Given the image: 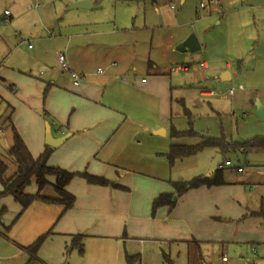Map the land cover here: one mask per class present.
<instances>
[{"label":"crops","instance_id":"crops-1","mask_svg":"<svg viewBox=\"0 0 264 264\" xmlns=\"http://www.w3.org/2000/svg\"><path fill=\"white\" fill-rule=\"evenodd\" d=\"M210 1L207 0L199 14L203 10L204 18L214 17L217 26L221 24L224 9L235 3L238 7L234 14L243 17L242 22L237 20L235 28L245 27L243 21L248 14L258 20L260 12H264V7L254 0H220L218 6ZM90 25L89 29L80 28L76 35L58 40L56 48L65 56L71 70L86 76L81 86H73L69 73L59 69L60 63L47 61L45 79H40L43 75L31 77L22 69L0 62V98L6 100L5 107L14 108L12 124L34 159L46 150V125L52 119L50 127L54 137H69L62 146L54 148L48 165L75 174L86 172L102 177L111 185H92L79 176L74 177L66 187V192L76 200L70 210L60 204L39 201L21 214V206L12 197L0 199V207L7 209L0 221V264H80L50 262L54 260L50 253L57 249L62 255L65 244L73 242L76 236L83 237L81 243L94 244V254H102L114 244L127 246L135 239L160 245L196 244L199 248L264 243V232L254 239L257 232L253 229L250 232V227L254 228L252 222H260L262 214L246 219L238 230L230 223L248 212V194L244 190L247 179L243 176L224 178V186L194 188L178 199L173 210L163 206L155 215L152 213L153 203L159 196L174 193L173 183L189 182L172 181L173 169L165 165L168 162L165 155L171 147L170 136L173 131H181L174 127L175 106L187 103L185 94L191 90L189 79L199 84L202 77L188 75L189 65L183 63L188 69L181 70L176 64L181 56L175 48L189 32L184 30L182 35L163 37L165 27L149 26L147 21L142 26L119 25L121 28L114 23ZM184 25L183 28L188 27L187 23ZM90 29L93 31L89 32ZM220 41L212 49L227 50L229 43L223 38ZM201 48L204 50L203 44ZM203 62L205 68L199 66L202 71L210 70L213 64L219 65L213 60V63L207 59ZM225 68L230 71V79L223 81H229L234 67L227 63ZM196 71L194 67L192 72ZM209 95L213 93L201 92V96ZM40 112H46L49 120L45 121ZM161 129L165 135H155ZM215 154L212 159L221 155L218 151ZM239 167L233 168L237 175ZM199 176L204 175L199 173L194 177ZM34 181L26 189L28 194L37 192ZM48 181L54 184L55 178L49 177ZM255 207L256 211L251 212L263 211V200ZM45 235L38 259L29 263L25 248ZM258 248L253 256L260 251ZM260 256L253 257L248 264L251 261L260 264V259H264ZM224 258L223 263L230 262H224Z\"/></svg>","mask_w":264,"mask_h":264},{"label":"rangeland","instance_id":"rangeland-1","mask_svg":"<svg viewBox=\"0 0 264 264\" xmlns=\"http://www.w3.org/2000/svg\"><path fill=\"white\" fill-rule=\"evenodd\" d=\"M84 1L87 0H0V62L10 68L22 69L26 75L39 78V75L47 72V61L60 63L59 50L56 49L58 40L76 35L80 28L89 29L90 24L96 22L105 25L114 23L121 28L129 23L142 26V23L147 21L149 26L165 27L163 37L168 34L182 35L184 30L189 34L194 32L204 50L199 53L179 51V43L175 52L181 56V60H176V64L189 65L191 68L188 75L193 73L202 77L199 78V84H193L189 79L191 90L185 94L187 103L175 106L177 115L173 121L176 129L192 130L196 135L183 140H172L171 145H193L212 138L223 140L224 146L229 148L223 153V160H229L233 164L232 168L225 167L223 179L232 175L237 178L246 177L244 190L248 194V212L245 215L256 211L255 205L261 200L264 202V148L252 147L250 144L264 141V121L254 114L256 101L264 106V12H260L258 20H254L251 13L248 14L243 21L245 27L235 28L237 20L242 22L243 19L239 14H234L238 7L236 3L229 9H224L221 13V24L217 26V19L204 18L203 10L200 11V19V5L207 4V0H91L90 7H75ZM254 3L264 7V0H254ZM173 4L175 7L171 10L170 6ZM5 11L10 17L4 16ZM185 23L188 27L183 28ZM92 31L93 29L89 30ZM221 38L229 43V48L234 49L233 52L229 48L224 51L220 48L219 51L212 49L211 46L220 43ZM29 45L33 51L29 49ZM36 55L41 58L38 59ZM205 59L219 65L215 67L213 64L210 70L202 71L199 65ZM227 63L232 65L234 70L231 80L223 81L221 76L225 71L228 72L225 68ZM194 67L197 73L192 72ZM59 69L62 71L60 65ZM183 74L186 75L181 73ZM41 77L40 79H43L44 75ZM231 90L235 91L233 95H229ZM203 91L212 92L213 95L201 96ZM5 104L6 100L0 98V157L6 156V152L13 145L12 129L4 126L1 119L6 110ZM48 120L47 117L45 121ZM50 123L53 124L52 119ZM52 135H55L54 131ZM216 151L220 153V150L208 147L191 158L177 161L171 166L172 181H191L199 173L207 176L215 158L211 157L216 155ZM166 164L170 165L167 161ZM239 166L244 167L245 172L237 175L233 168ZM210 177L214 178V174ZM172 188L174 190V187ZM243 217L230 220L236 230L243 225ZM252 223L254 228L250 227V232L252 229L257 232L256 236H252L254 239L264 232V218L260 217V222ZM81 244L84 246L82 251L86 250V256L81 254L83 252H80L73 242H67L62 255L57 249L56 254L53 251L50 253L54 258L50 262L128 264L127 257L132 260V264H248L249 260L255 257L258 259L260 254V257L264 258V243L260 242L226 244L223 248L219 245H202L199 248L196 244L160 245L135 239L127 243V246L114 244L102 254H94V244ZM258 247L260 251L253 256V252L259 250ZM44 257L48 259L46 255ZM224 257L230 262L223 263ZM260 261V264H264V259Z\"/></svg>","mask_w":264,"mask_h":264},{"label":"trees","instance_id":"trees-1","mask_svg":"<svg viewBox=\"0 0 264 264\" xmlns=\"http://www.w3.org/2000/svg\"><path fill=\"white\" fill-rule=\"evenodd\" d=\"M13 114L14 108L6 106L3 116H1V119H3L2 124L12 129L13 145L6 152V156L0 157V186L3 189L0 192V199L7 198L8 196L12 197L13 200L21 206V214L33 203L39 201L53 205L60 204L63 205L66 210H70V208L74 206L76 200L70 193L66 192V187L74 177L79 176L86 180L88 184L92 185H111L106 179L92 176L86 172L84 174H75L57 167H50L48 165V160L54 148L49 146L46 147L45 152L39 158L34 159L26 147L24 140L19 136L14 124H12ZM42 116L47 118L48 114L43 112ZM48 123L51 125L50 122ZM195 135L196 134H194L192 130H176L172 132L171 139L173 141L177 139L183 140L185 138H192ZM250 146L264 148V141H255L253 144H250ZM208 147L220 150L221 156L225 151L229 150L228 147L224 146L223 140L212 138L193 145L173 143L169 152L165 155V158L168 160L170 166H173L178 159L192 157L204 151V149H208ZM222 163H224V160ZM223 172V167H220L214 172V178L210 176H199L194 177L193 180L189 182L179 181L178 183H173L174 193L162 194L154 201L152 206L153 215L156 214L155 212L158 209L163 208V206L168 207L169 211L173 210L177 205L178 199L194 188H200L202 186L207 188L224 186L226 182L223 180ZM49 177L55 178L54 184L48 181ZM32 180H35L34 182L37 186V192L34 195L26 192V189L31 186ZM262 210L263 211H258L256 214L250 212L248 215H244L242 220L260 216L259 214H262L264 218V208H262ZM6 212L7 209L5 207H0V221ZM9 229L8 227L6 230L8 231ZM46 237L47 235L40 237L34 244L25 248V251H27L30 256L29 263L36 262L41 245ZM82 238L81 236H76L73 240L74 246L78 247L80 252H83L82 250L84 247L81 244ZM127 260L128 264H132L130 258H127Z\"/></svg>","mask_w":264,"mask_h":264},{"label":"water","instance_id":"water-1","mask_svg":"<svg viewBox=\"0 0 264 264\" xmlns=\"http://www.w3.org/2000/svg\"><path fill=\"white\" fill-rule=\"evenodd\" d=\"M91 6V0H87L84 2H80L79 4H76V8L80 7H90ZM179 51H188V53H199L201 52V44L200 41H198L196 35L194 32L189 34V36L179 45L178 47ZM230 73L225 72L222 74L221 78L222 80H228L230 79ZM255 116L258 117L261 121H264V106L259 102L256 101V110L254 112ZM155 135L164 136L165 131L164 129H161L159 131L154 132ZM69 135H65L62 137H54L52 135L51 127L49 124L46 125V132H45V139H46V145L51 148H59L62 146L67 140ZM223 162V157L219 154L217 155L213 162L212 166L208 172L207 176L213 175L214 172L221 167V164Z\"/></svg>","mask_w":264,"mask_h":264},{"label":"built area","instance_id":"built-area-1","mask_svg":"<svg viewBox=\"0 0 264 264\" xmlns=\"http://www.w3.org/2000/svg\"><path fill=\"white\" fill-rule=\"evenodd\" d=\"M210 3L215 5V6H218L219 3H220V0H211ZM174 7H175V5L173 4V5H171L170 8L173 10ZM204 7H205V3H201L200 9H204ZM4 16H6V18L10 17L7 11L4 12ZM31 47L32 46H30V48ZM58 59L60 61V66H61L62 71L63 72L67 71L69 73V75L71 76L72 81H73V86H75V87L81 86L82 82L85 80L86 76H84V74L79 75L75 71L71 70L69 63H68V61L66 60V58H65V56L63 54H60L58 56ZM199 66L201 68H205V63L202 62V63H200ZM180 69L181 70H187L188 66H181ZM230 94H233V91H231ZM221 167H223V168L224 167H232V164H231V162L229 160H226V161H224V163L221 164ZM236 172L238 174L239 173H244V168L243 167H239V168H237ZM223 261L226 262L227 258H224ZM250 264H253L252 261L250 262Z\"/></svg>","mask_w":264,"mask_h":264}]
</instances>
